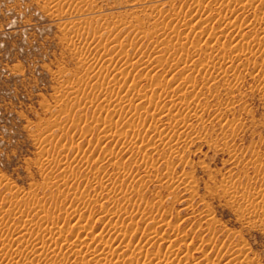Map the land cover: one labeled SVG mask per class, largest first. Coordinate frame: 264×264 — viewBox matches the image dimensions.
<instances>
[{
    "label": "rangeland",
    "instance_id": "374dc122",
    "mask_svg": "<svg viewBox=\"0 0 264 264\" xmlns=\"http://www.w3.org/2000/svg\"><path fill=\"white\" fill-rule=\"evenodd\" d=\"M263 196L264 0H0V264H264Z\"/></svg>",
    "mask_w": 264,
    "mask_h": 264
},
{
    "label": "bare ground",
    "instance_id": "6f19581e",
    "mask_svg": "<svg viewBox=\"0 0 264 264\" xmlns=\"http://www.w3.org/2000/svg\"><path fill=\"white\" fill-rule=\"evenodd\" d=\"M148 3V2H147ZM200 33H201V31H200ZM200 35V34H199ZM96 63V62H95ZM100 63V62H99ZM128 65V64H127ZM119 70V69H118ZM127 70V69H126ZM125 72V71H124ZM122 73H123V71H122ZM124 79V78H123ZM117 82V81H116ZM135 83L134 82H130V84H129V87L130 88H133V87H135L136 85H134ZM127 101V100H126ZM90 102V101H89ZM111 105V104H110ZM116 122V121H115ZM107 124H108V122H107ZM56 125V124H55ZM105 125V124H104ZM109 127V126H108ZM120 128V127H119ZM111 130V129H110ZM118 130H120V129H118ZM121 132V130L119 131V133ZM122 135H123V131H122V133H121ZM136 141H137V139H135ZM135 141V142H136ZM93 142V141H92ZM78 146V145H77ZM116 152V151H115ZM115 154V153H114ZM118 164V163H117ZM72 170V169H71ZM87 175V174H86ZM81 178V177H80ZM51 179V178H50ZM58 182V181H57ZM55 186V185H54ZM50 187V186H49ZM75 188V187H74ZM77 188V187H76ZM96 193V192H95ZM89 194V193H88ZM110 194V193H109ZM108 196V195H107ZM232 197V196H231ZM264 197V196H263ZM84 198V197H83ZM100 199V198H99ZM115 200V199H114ZM97 202V201H96ZM252 202V201H251ZM76 208H74L73 209V211H72V214L69 216V220L71 221V220H73V219H76V218H80V215H82V213H83V208H77V206H75ZM103 207H105V206H103ZM117 207V206H116ZM7 208V207H6ZM33 208V207H32ZM41 208H43V207H41ZM65 208V207H64ZM14 209V208H13ZM31 209V208H30ZM38 209V208H37ZM37 209H35V210H37ZM0 210H2V208L0 209ZM16 210V209H15ZM34 210V211H35ZM105 210V209H104ZM13 211V210H12ZM2 212V211H1ZM44 212H45V210H44ZM115 212V211H114ZM198 212V211H197ZM20 215L22 216V220H21V222H22V225H24V226H28V224H31V222L30 221H27L26 219H25V217L26 216H29V214H27V212L25 213V212H22L21 210H20ZM112 213V212H111ZM116 213V212H115ZM1 214V213H0ZM15 214H17V213H15ZM127 214H128V216H130V218L132 217V216H134V212L133 211H128L127 212ZM68 215V214H67ZM15 216V215H14ZM44 216V215H43ZM212 216V215H211ZM241 216V215H240ZM239 216V217H240ZM30 217V216H29ZM45 217V218H44ZM43 218L45 219V222L46 223H44L45 224V226H48L49 227V224H53V222H56L57 223V221H56V219H54V217L52 216V222H50V221H48L49 219H50V217H48V216H44ZM66 217V216H65ZM179 217V216H178ZM42 218V217H41ZM42 218V219H43ZM94 218V217H93ZM58 219V218H57ZM81 219V218H80ZM151 219V218H150ZM1 220H2V218H1ZM29 220H31L30 218H29ZM82 220V219H81ZM132 220V219H131ZM75 221V220H74ZM93 221V220H92ZM167 221V220H166ZM34 222V221H33ZM40 222H41V220H40ZM76 222V221H75ZM78 222H81V221H79V219H78ZM78 222H76L75 224L78 226L77 227V230L76 231H79L78 229H86V227H87V223H84V224H77ZM83 222V221H82ZM35 223H39V221H37V222H35ZM74 223V222H73ZM72 223V224H73ZM119 223V222H118ZM42 224V223H41ZM71 224V223H70ZM71 224V225H72ZM132 225V224H131ZM135 225V224H134ZM168 225V224H167ZM178 225V224H177ZM207 225H209V224H207ZM33 225H31V227H32ZM44 226V225H43ZM42 226V227H43ZM23 227V226H22ZM39 227V226H38ZM55 227V226H54ZM64 227V226H63ZM66 227V226H65ZM116 227V226H115ZM57 228V227H56ZM68 228V227H67ZM70 228V227H69ZM88 228V227H87ZM120 228V227H119ZM132 228V227H131ZM155 228V227H154ZM196 228V227H195ZM29 229V228H28ZM61 229V228H60ZM60 229H58V231H56L55 229H50V227H49V230L47 229V231H48V238L47 239H45V237H43L42 235H40V234H38L39 236L37 237V240H38V242L34 245L33 244V242H32V244L30 243V241H29V239L31 238V237H34L35 236V234H31V231L30 232H28L27 233V235H26V233H23V234H16V235H13L12 236V238H9V239H3V242L6 244V243H9V244H11L12 245V243L13 242H18V243H22V244H24V247H27V246H29L30 244V246H33L32 248H34L35 246H37V248H39V249H44L45 247H48L49 248V250H51L52 252H53V254L55 253V252H58L57 253V255L58 254H61L63 257H65V259L67 258H69L70 257V251L71 250H76V249H78V246H77V244H78V237L79 236H81L80 234H79V232L78 233H75L74 234V238L75 239H73V238H70L69 236L71 235V233H67L66 231H68V230H66V229H64V230H60ZM109 229V228H108ZM127 229V228H126ZM173 229V228H172ZM171 229V230H172ZM74 230V231H75ZM87 230V229H86ZM86 230H84V231H86ZM106 230V229H105ZM120 230V229H119ZM118 230V231H119ZM28 231V230H27ZM70 231V230H69ZM68 231V232H69ZM74 231H72V232H74ZM128 231V230H127ZM106 232H107V230H106ZM106 232H103V231H100V233H99V235H101L102 237L105 235V233ZM125 232V231H124ZM164 232V231H163ZM181 232V231H180ZM35 233V232H34ZM123 233V232H122ZM183 233V232H182ZM2 234V233H1ZM42 234V233H41ZM94 234V233H93ZM73 235V234H72ZM148 235H149V233H148ZM151 235H153V234H151ZM151 235H149L148 237H147V240L148 241H151L153 238H152V236ZM177 235V234H176ZM2 236V235H1ZM9 236V235H8ZM26 236H29V238H27V240H26ZM187 236V235H186ZM72 237V236H71ZM153 237H154V235H153ZM166 237H169V236H166ZM165 237V239L168 241L169 240V238L167 239ZM152 238V239H151ZM34 239V238H33ZM81 239V238H80ZM88 239V236H86V237H83L82 238V241L83 242H85V243H87L86 241H88L87 240ZM102 239V238H101ZM100 239V240H101ZM144 239H146V238H144ZM155 239V238H154ZM163 240H164V238H162ZM184 239V238H183ZM5 240V241H4ZM37 240H35V241H37ZM207 240V239H206ZM81 241V242H82ZM82 242V243H83ZM17 244V243H16ZM172 244V243H171ZM200 244V243H199ZM14 245V244H13ZM55 245H57V247H60V250L58 251L57 250V248H55ZM60 245V246H59ZM138 245V244H137ZM169 245V244H168ZM65 246V247H64ZM171 246V245H170ZM176 245H172V248H174ZM16 247V246H15ZM113 247V246H112ZM111 247V248H112ZM131 247V246H130ZM143 247V246H142ZM2 248V247H1ZM18 248V247H17ZM29 248V247H28ZM89 248H92V247H89ZM137 248V247H136ZM140 248V247H139ZM144 248V247H143ZM171 247L167 250V252H164L163 253V255H162V257H163V261H165L164 262V264H176V263H178V264H181L182 262H185L186 260H188V258L186 259V256H185V261L182 259V258H179L180 257V255H179V257L178 258H176L177 257V255H175L176 253H174V250L172 249ZM179 248V247H178ZM188 248V246H186V249ZM93 249V248H92ZM174 249H176V248H174ZM197 249H198V247H197ZM196 249V250H197ZM203 249V248H202ZM19 250V249H18ZM40 250V251H41ZM86 250V249H85ZM95 250V249H94ZM109 250V249H108ZM141 250H143L142 248H141ZM199 250V249H198ZM20 251V250H19ZM112 251H114L113 253H111V254H107L110 258H112V260L113 259H115V257H116V255L115 254H117L118 252H116L115 250H112ZM140 251V250H139ZM187 251V250H186ZM208 251V250H207ZM73 252H75V251H73ZM80 252V251H79ZM109 252V251H108ZM110 252H111V250H110ZM116 252V253H115ZM176 252V251H175ZM193 252V251H192ZM198 252H201L202 253V255H201V258L203 257V256H206L207 254H208V252H205L204 250L203 251H198ZM12 253V252H11ZM16 253H18V251H16L15 252V254ZM85 253V252H84ZM97 253V252H96ZM93 250H89L88 249V251H87V253H86V255H82L81 253L80 254H78V253H74L73 254V256L75 257V260H76V263L75 264H88L87 263V260H88V256L90 257V256H96L97 254H96ZM13 254V253H12ZM52 254V253H51ZM52 254V255H53ZM70 254V255H69ZM140 254H141V251H140ZM179 254V253H178ZM184 254V253H183ZM189 254H190V252H189ZM158 255V254H157ZM161 255V254H160ZM182 255V254H181ZM50 256V255H49ZM48 256V257H49ZM144 256V255H143ZM188 256V255H187ZM193 256V255H192ZM208 256V255H207ZM206 256V257H207ZM60 257V256H59ZM149 257V256H148ZM156 257V256H155ZM159 257V256H158ZM157 257V258H158ZM161 257V256H160ZM162 257H161V259H162ZM183 257V256H182ZM194 257V256H193ZM230 257V256H229ZM41 258V257H40ZM54 258V257H53ZM73 258V257H72ZM87 258V259H86ZM118 258V257H117ZM156 258V259H157ZM198 258H200V256L198 257ZM23 259V258H22ZM55 259V258H54ZM54 259H52L51 260V262L54 260ZM62 259V258H61ZM155 259V260H156ZM208 259H209V257H208ZM228 259V258H227ZM19 260V259H18ZM56 260H59V259H57L56 258ZM55 260V261H56ZM155 260H153L151 257H149V258H147V262L148 263H146V264H151V263H153ZM145 261V262H146ZM162 261V260H161ZM54 262V261H53ZM97 262V261H96ZM176 262V263H175ZM196 262V261H195ZM56 263V262H55ZM57 263H58V261H57ZM95 263V262H94ZM98 264H102L101 263V261H99V262H97ZM45 264V263H44ZM64 264V263H63ZM155 264V263H154ZM185 264V263H184ZM191 264V263H190Z\"/></svg>",
    "mask_w": 264,
    "mask_h": 264
}]
</instances>
